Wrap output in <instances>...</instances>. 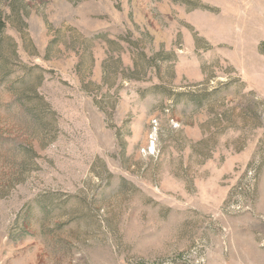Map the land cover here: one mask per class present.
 <instances>
[{
  "label": "rangeland",
  "instance_id": "374dc122",
  "mask_svg": "<svg viewBox=\"0 0 264 264\" xmlns=\"http://www.w3.org/2000/svg\"><path fill=\"white\" fill-rule=\"evenodd\" d=\"M0 264H264V0H0Z\"/></svg>",
  "mask_w": 264,
  "mask_h": 264
},
{
  "label": "crops",
  "instance_id": "0c3cea01",
  "mask_svg": "<svg viewBox=\"0 0 264 264\" xmlns=\"http://www.w3.org/2000/svg\"><path fill=\"white\" fill-rule=\"evenodd\" d=\"M128 56H129V58H128ZM128 56H127V58L125 57V59H124V60H125V64H126V65H129V66H133V65H130L131 62H132V64H133V61L130 62V55L128 54Z\"/></svg>",
  "mask_w": 264,
  "mask_h": 264
}]
</instances>
